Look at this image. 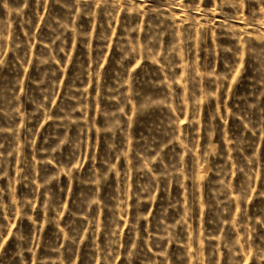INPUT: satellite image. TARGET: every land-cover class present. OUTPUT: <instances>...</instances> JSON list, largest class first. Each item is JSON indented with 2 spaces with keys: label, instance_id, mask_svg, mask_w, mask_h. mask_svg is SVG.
<instances>
[{
  "label": "rangeland",
  "instance_id": "obj_1",
  "mask_svg": "<svg viewBox=\"0 0 264 264\" xmlns=\"http://www.w3.org/2000/svg\"><path fill=\"white\" fill-rule=\"evenodd\" d=\"M0 264H264V0H0Z\"/></svg>",
  "mask_w": 264,
  "mask_h": 264
}]
</instances>
